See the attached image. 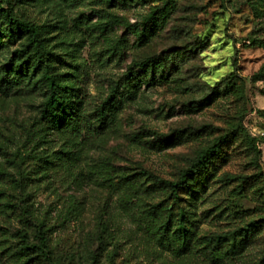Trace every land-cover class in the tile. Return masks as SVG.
Masks as SVG:
<instances>
[{
	"label": "rangeland",
	"instance_id": "rangeland-1",
	"mask_svg": "<svg viewBox=\"0 0 264 264\" xmlns=\"http://www.w3.org/2000/svg\"><path fill=\"white\" fill-rule=\"evenodd\" d=\"M0 4L41 26L68 91L62 117L78 107L100 127L39 119L32 50L17 52L26 37L0 19V85L22 78L0 86V264H264V0ZM147 58L153 67L138 65ZM130 68L138 87L113 102L111 83ZM221 135V157L177 197L156 180H177ZM39 224L51 260L21 249ZM233 230L231 251L208 244Z\"/></svg>",
	"mask_w": 264,
	"mask_h": 264
},
{
	"label": "trees",
	"instance_id": "trees-1",
	"mask_svg": "<svg viewBox=\"0 0 264 264\" xmlns=\"http://www.w3.org/2000/svg\"><path fill=\"white\" fill-rule=\"evenodd\" d=\"M158 7V8H157ZM153 9L148 15H146V21L153 20L156 15V12L160 7L157 6ZM0 19L6 24V27L17 33L23 34L26 37V46L24 49H21L17 52L25 54L26 51L31 48L32 52L30 53L31 57L35 59V67L40 71V87L44 94V100L40 106L39 119L45 121L47 124L60 125L64 121L76 122L77 128L81 130L85 129V132H92V134L97 135L100 132V127L92 124L89 121L85 114L81 112L78 107H75V113L72 116H63L62 114L66 113V109L70 106L69 101L66 99V94L68 91L64 90L63 84L59 80V74L54 72L52 65L48 61V54L46 49L42 44L41 39V26L37 23L30 22L28 20L19 18L13 15L11 9H6L0 4ZM156 63L154 58H147L143 60L138 65L142 68L154 66ZM22 78L18 75H15L10 78V80H5L1 83V89L8 92L14 86L20 82ZM138 80L133 78L131 73V68L126 72L118 81L111 83V99L113 102H117V96H122L126 93L133 95L138 87ZM73 91V90H72ZM71 100H74L76 96L71 93ZM100 111V120L104 125L111 124L114 120V115L111 112ZM229 135H221L217 137L211 145L207 146L204 149H201L197 152L194 159L191 161L189 167L181 171L180 177L175 181L162 180L156 177V180L167 184L170 188V194L177 197L178 191L187 185L188 178L198 171L207 170L211 162L217 158L221 157L223 154V147L228 143ZM7 173L0 172V181L5 180ZM162 203H157L155 207L160 206ZM239 231L233 230L230 232L222 233L217 236L207 237L208 244H212L215 247H220V245L226 241H230V246L226 249L231 251L236 242V237ZM20 235L26 238V236L20 232ZM35 243H29L23 241L21 249L25 253H37L41 254L47 260H51L52 251L48 245V237L46 236L44 230H42V225L39 224L36 233H35Z\"/></svg>",
	"mask_w": 264,
	"mask_h": 264
}]
</instances>
